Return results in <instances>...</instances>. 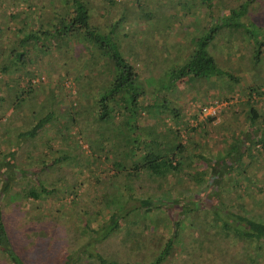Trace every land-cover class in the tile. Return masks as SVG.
Listing matches in <instances>:
<instances>
[{
	"label": "rangeland",
	"instance_id": "obj_1",
	"mask_svg": "<svg viewBox=\"0 0 264 264\" xmlns=\"http://www.w3.org/2000/svg\"><path fill=\"white\" fill-rule=\"evenodd\" d=\"M9 1L0 0V62L9 52L20 51L24 46L20 33L16 31L22 26V20L11 19L9 14L23 11L24 17L28 18L23 24L25 32L28 28V31H32L39 21L45 18L49 20L54 10L59 13L64 10L61 0H14L11 5ZM88 1L92 7L91 22L104 32L108 30L109 21L120 17L125 11L126 17L118 28L120 46L129 59H135L139 78L147 85L143 103L151 104L153 100L166 102V110L159 108L155 112H148L142 108L144 112L137 121L142 139L149 137L150 142L157 138L158 141L163 140L162 135L170 136L175 129L179 143L185 145L190 154L196 143L199 149L201 146L222 147L232 132L236 133V129L245 125V88L251 82L257 84L264 78V63L250 68L249 44L233 41L230 35L220 32L219 39L215 37L207 48L221 68L239 78L238 83L222 76L194 80L184 78L167 89L163 85L158 87L160 81L165 84L168 69L177 67L191 51L190 38L209 24L204 9L203 13L199 11V14L188 16L184 13L188 0H116L117 3L122 2L126 9L120 4L108 7L106 0ZM240 1L211 0L212 4H218L219 13H224L228 5H237ZM26 3H31L30 10ZM259 4H263L264 8V0L251 2L247 16L257 25H263L264 17L256 16V11L264 13ZM139 6L142 16L138 11ZM105 9L107 13H103ZM148 11L152 12L149 18L144 15ZM74 44L71 48L67 47L63 56L53 49L43 55H34L30 65L26 64L10 75L0 71V154L17 143V133L26 131L47 109L54 111V116L37 135L21 140L14 157L9 159L15 165L16 176L9 182L8 189L0 193L2 224L12 249L24 264H61L68 254L77 256V250L90 242L91 233L86 230L84 222L94 228L96 224H105L110 213L123 207L131 210L132 206L137 205V199L147 196H157L166 201L164 210L150 213L153 218L162 217L164 231L159 224L153 227L152 234L144 230L138 240L144 246L137 248L136 239L131 238L130 232L120 221L116 232L97 244L91 242L90 247L103 255L123 260L125 264L148 262L150 255L156 253L172 231L166 212L173 218L180 216L187 208L180 200L188 199L191 192H198L192 197L197 200L196 205L206 206L202 199L209 200L208 205H214L210 203H215V193L223 205H229L227 208L231 212L264 221V178L255 184L261 190V197L254 190L248 195L236 191L233 196L228 185H223L221 190L217 188L202 192L203 183L194 186V179L186 175L169 174L162 179L140 175L137 180H129L124 171L118 172L120 168L117 169L115 164L123 163L127 169L129 161L137 158L143 148L140 147V152H136L134 157L125 158L121 154L124 146L120 138L123 128V115L120 112L114 114L112 123H99L94 119L95 94L110 75L101 57L91 56L90 48L80 49ZM26 70L32 71L34 76L42 75L45 78L43 82L33 84L27 95L22 94L26 90L25 77L18 79L19 75L26 76ZM7 79L13 82L10 88L6 85L10 82ZM70 85L73 88L67 91L66 86ZM203 107L209 111L214 109V113H204ZM169 109L175 111V122L171 120ZM68 113L75 115L77 123H69L66 118ZM259 113L262 118L264 110L260 109ZM210 114L213 119L208 120ZM256 124L264 127V121ZM191 127L196 130L191 131ZM101 135L107 136L113 143L106 144L105 140H100ZM152 143L154 145L155 142ZM61 154L65 159L49 164ZM71 154L74 156L70 157ZM4 161L0 159V164ZM251 163L261 175L264 158L259 166L254 160ZM182 166L184 172L192 173L193 177L202 168L200 159L192 157L184 160ZM259 183L261 185L257 186ZM35 186L47 189L48 195L38 199L24 196V191ZM125 186H132L133 200L126 199ZM195 215L191 219L185 217L179 228L184 229L187 221H195ZM129 216L126 219L128 225L135 218L131 213ZM150 223L153 224L152 221ZM186 231L183 230L182 234ZM208 231L212 232V229ZM189 239L182 241L190 243ZM190 241L187 254H199L196 264H249L248 254L249 258L258 260L256 264H264V244L260 249H253L238 239H219L216 240L218 253L206 254L202 249L198 250V242ZM125 256L128 258H123ZM0 264H7L1 255ZM83 264L91 263L85 261Z\"/></svg>",
	"mask_w": 264,
	"mask_h": 264
},
{
	"label": "trees",
	"instance_id": "obj_2",
	"mask_svg": "<svg viewBox=\"0 0 264 264\" xmlns=\"http://www.w3.org/2000/svg\"><path fill=\"white\" fill-rule=\"evenodd\" d=\"M61 1L64 5L63 13L54 10L49 20L45 18L44 21H39L38 25L32 28V31H28L29 28L27 29L28 33L27 31L24 32L25 28L23 24L28 18L24 17L23 11L9 14L11 19L19 18V20H22V26L17 28L16 31L20 33L21 42L24 46L20 51L9 52L2 59L0 71L3 74L10 75L18 68H24L26 64L30 65V60L34 55H43L53 49H57V52H60L63 56L67 47L70 46L71 48V46L75 45L74 43L78 46L76 48H90L91 56L95 55L96 58L101 57L104 60L110 75L109 80L95 94L97 96L94 102V106L96 107L93 111L94 119L99 123H112L114 114L120 112V115H123L121 117L123 128L120 130V138L123 140L122 144L124 146L121 154L125 158L134 157L136 152H140V147L143 148L137 158L134 157L133 160L129 161L127 169L123 163L115 164L117 169L120 168L118 172L124 171L126 179L129 177V180H137L140 175L160 179L169 174L186 175L188 178L194 179V186H199L203 183L202 192L208 189L216 190L217 188L221 190L223 185H228L232 189L233 196H235L234 192L236 191L248 195L250 191L254 190L255 194L258 193L261 197V190L255 184L259 179L264 178V167L261 166L263 171L260 175L257 167L253 168L251 162L254 160V162H258L259 166V162L264 158V127L256 124V122L260 123L264 121V116L262 118L259 116L260 109L264 110V78L257 84L251 82L246 86V97L243 99L247 107L245 125L236 129V133L232 132L228 137V141L222 147L208 146L204 148L201 146V149H199L198 143H196L193 152L188 154L185 145L179 143L178 131L175 129L172 131V134L170 133V136L172 135L171 138L170 136L162 135L163 140L159 141L158 138L155 140L151 138V142L148 140L149 137L142 139L138 132L139 125L137 123L140 115L144 112L142 108L144 107L149 112L158 110L159 108L166 110L167 107L166 102L163 103V100L160 103L157 101L155 103L154 100L151 104L143 103L147 85L141 77L139 78V74L135 69V59H129L127 57L128 54L120 46L121 34L118 28L123 18L126 17L125 11H122L120 17L113 21L110 20L107 25L108 30L104 32L99 26L91 22L92 7L88 0ZM13 2L14 0H10L8 3L11 5ZM251 2H254V0H242L237 5H228L224 13H219L218 4H212L211 0H188L184 10L185 15H196L199 14V11L203 13L204 9L209 24L200 33L190 38L191 51L177 67L168 69V78L165 84L160 81L158 87L159 85H163L167 89L168 86L175 85L178 80H183L184 78L194 80L222 76L238 83L239 78L232 76L228 70L221 68L217 64L215 57L208 52L207 48L210 42L217 36V39H219V34L221 33L230 35L233 41L235 39L236 42L250 45V60L252 61L250 68L258 66L261 63L263 64L264 24L257 25L247 16ZM106 3L108 7L120 4L123 6V9H126V6L122 2L117 3L116 0H106ZM259 5L261 9H264L262 7L263 4ZM26 6L29 10L31 9V3H26ZM139 10H141L140 6ZM107 12V9L103 11V13ZM139 14L142 16L141 11H139ZM144 15L149 18L152 12L148 11ZM52 16L53 19L50 20ZM256 16L264 17V13H257L256 11ZM62 47L63 49L59 50ZM73 57L79 58L77 55H73ZM260 60L261 62L258 63ZM33 74L32 71L26 70V76L23 74L19 75L18 79L20 78L21 80L25 77L26 81V90L22 91V94L27 95L31 92L33 84L45 80L44 76L38 77ZM7 80L10 82L6 83V85L10 88L13 82L11 79ZM61 80L63 81L64 78L62 77ZM66 87L68 91L69 88H73V85ZM20 100L18 98V102ZM47 110L26 131L17 133L18 137L16 139L18 142L13 144L9 150L0 154V159L5 160V163L0 164V193L8 189L9 182L16 176L17 170L15 165L9 159L14 157L23 137L30 138L37 135L54 116L53 109ZM68 114L70 115L68 116ZM68 114H66V118L68 117L69 123H77L75 115L72 113ZM169 115H171V120L175 122L176 114L173 109H169ZM212 116L208 117L210 118L208 120L213 119ZM190 129L191 131L196 130L194 127ZM101 137L100 140H105L106 144L113 143L107 136ZM167 139L170 141L167 142ZM152 142H155L154 145ZM255 146L257 148L253 149ZM73 156V154L70 155V157ZM191 157L193 159H200L202 166L201 170L196 172L197 176L194 177L192 173L184 172L182 166L184 160H189ZM63 159L65 157L61 154L51 160L49 164L61 162ZM27 170L28 172L30 171L29 169ZM247 176L248 178H246ZM250 185H253L252 188H249ZM260 185L259 183L257 186ZM124 189L127 194L126 199L133 200L135 195L131 193L132 186H125ZM24 192V196H29L32 199L48 195V190L42 186H35ZM197 194L198 192H191L188 199H184V201L180 200L183 206L187 208L177 218H173V216L168 215L166 212V217H168L172 224V231L157 248L156 253L150 255V260L146 263L144 261L140 262V264H196L199 254L196 252H188L187 254V248L191 244L190 240L198 242V250L202 249L206 254H211L214 251L218 253L216 240L219 239H238L239 242H243L253 249L255 247L261 248L264 244V221H258L252 217L249 218L238 212H231L227 208L229 205H223L215 193H213L215 197L213 202L215 203H210L214 205H208L210 201L208 200V202L205 199H202L201 202H206V206L196 205L197 200L193 198ZM137 201V205L132 206L131 210L123 207L110 213L107 217V223L96 224L95 228L90 227L84 222L86 230L91 233L90 242L77 250V256H72L71 254L65 256L61 264H83L85 261H89L91 264H125L123 260H118L115 257H109L96 251L90 247V243L97 244L105 240L113 232H116L121 225L120 221L123 222L124 228L130 232L131 238L134 237L136 239L135 245L137 248L144 246V244L138 243V240L143 236L144 230H148L147 232L152 234L153 227L159 224L162 226H160V229L164 231L162 217L156 216L153 218L150 213L164 210L165 199L158 198L157 196H147L139 198ZM129 213L135 217L130 225L126 223V219L130 217ZM194 213L196 214L195 221H187V226L184 229L183 227L179 228L180 222L188 216L190 217L188 219H191L194 217ZM193 227L194 231L191 230ZM209 228L212 229V232L208 231ZM185 229H187L186 233L182 234V231ZM185 238H190L188 241L190 243H183L182 240ZM200 243H203L205 246ZM244 254L246 255L247 251ZM0 255L7 264H24L10 245L2 224L1 213ZM248 256L249 264H256L258 260L249 258ZM123 258L126 259L128 256Z\"/></svg>",
	"mask_w": 264,
	"mask_h": 264
},
{
	"label": "built area",
	"instance_id": "obj_3",
	"mask_svg": "<svg viewBox=\"0 0 264 264\" xmlns=\"http://www.w3.org/2000/svg\"><path fill=\"white\" fill-rule=\"evenodd\" d=\"M210 108H211V107H210ZM202 111H203L204 113H207V112H208V113L210 112L211 114L214 113V109H212V111H209L207 107H203V108H202Z\"/></svg>",
	"mask_w": 264,
	"mask_h": 264
}]
</instances>
